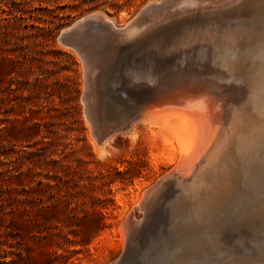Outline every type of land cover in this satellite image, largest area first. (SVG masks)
<instances>
[{
    "label": "rangeland",
    "instance_id": "rangeland-1",
    "mask_svg": "<svg viewBox=\"0 0 264 264\" xmlns=\"http://www.w3.org/2000/svg\"><path fill=\"white\" fill-rule=\"evenodd\" d=\"M161 1L0 0V264H92L99 258L101 250L108 255L112 254L111 257L116 256L112 246L121 239L120 227L125 218V209L130 206L128 210L133 208L140 211L138 205H134L133 202L137 199L140 184L154 178L159 179L168 172L165 167L160 171L154 168L151 150L145 142L147 140L142 138L145 137L142 134L143 129H146L144 131L152 130L155 126H152L153 121H150L152 118H148L149 114L146 115V119L140 110L146 104L153 102L157 91L182 90L185 86H187L185 89H190L191 83L196 84L201 78L197 86L194 83L191 85L193 90L201 91L205 89L204 86H207L206 91L213 89L217 98L226 101L224 103L226 109L223 108V112L227 111L228 114L230 113L228 109L234 110L229 104L235 93L233 89L243 90V94L241 91L235 93L236 97L239 96L238 98L235 95L233 97L242 98V101H237L236 104L234 101L236 99H232L231 105L233 103L234 108L236 104L235 109L241 107L245 111L244 124L248 132L264 129V82L262 79L264 69L256 67L257 69L253 72L254 62L260 53L258 55L256 51L254 53L255 42L251 38L252 35L245 34V37L244 30H241L242 27L238 24L243 11L258 5L264 10V0H230V2L225 0L227 3L224 0H222L224 2L219 0L221 3L218 0L202 2L196 0V4L193 0ZM239 3H245L241 5L243 8H240ZM167 5L168 8L165 7ZM177 5L180 7L183 5L184 9L182 7L178 9ZM185 5L188 7H184ZM228 6L232 7L226 8ZM165 8L168 13L164 11ZM223 11L226 13L222 14ZM92 13L104 15L106 19L110 16L111 18H108L119 28L126 25L121 23V18L132 21L138 14L144 13V16L136 28H133L135 33L132 29L126 35L115 36L101 27L91 29L84 34L85 36L82 35L83 37L62 39L65 29ZM210 15L215 16V21ZM158 16L162 18L158 19ZM207 16L208 18H205ZM164 18L166 20L163 21ZM153 21L157 22L154 24ZM222 22L228 24L223 25ZM204 26L205 28H202ZM205 29L208 32L207 30L205 32ZM192 31L193 34H191ZM215 34H219V37ZM201 35L203 37H200ZM216 37H218L217 42ZM232 40L235 42L233 43ZM82 41L85 43L80 45ZM242 44L245 46L248 44L252 50ZM190 46L191 49H189ZM235 47L238 50L234 49ZM216 49L217 52H215ZM175 53L177 56L174 55ZM202 53L206 56L204 59ZM241 55L246 60L245 63ZM83 59L89 61V71L94 70L93 74L90 72L88 74L92 78L84 75L86 70H84ZM163 59H166L165 62ZM216 66L220 71L214 73ZM211 69H214L213 72ZM178 72L181 73V77ZM162 74L165 75V79L161 77ZM187 77L193 79V82L188 81ZM207 77L209 78L205 79ZM212 79L213 84H211ZM161 80H164L163 82L167 85ZM203 80L207 81L200 82ZM215 81H217L216 84H214ZM160 82L163 85H160ZM149 83L151 85L148 87ZM223 84L227 85L224 87ZM212 85L222 89L217 91L219 89L216 87V93ZM228 88L230 93L227 91ZM244 90H247L249 94H246L247 91ZM86 93L87 96L89 95L88 98H92V102L91 98H87ZM147 93V96L144 95ZM141 97L142 100L144 99L143 102ZM85 98L90 101L88 102ZM107 104L112 105L109 107ZM134 104L137 105L136 108ZM92 106L97 110L92 111ZM105 106H108L106 110ZM87 107L89 112L93 113H89ZM116 107L118 114L114 110ZM91 114H94V117ZM137 114L140 116L138 117ZM118 132H121L120 135L126 139L125 143L116 144L111 140L110 137L114 133L119 134ZM155 201L154 207L158 204V198ZM126 204L129 205L125 208ZM151 210L148 208L139 212L140 220L137 218L139 225L146 224ZM160 215L162 216V213L151 220V223L157 224L163 221L161 218L164 217ZM109 258L110 256L108 260Z\"/></svg>",
    "mask_w": 264,
    "mask_h": 264
},
{
    "label": "bare ground",
    "instance_id": "bare-ground-1",
    "mask_svg": "<svg viewBox=\"0 0 264 264\" xmlns=\"http://www.w3.org/2000/svg\"><path fill=\"white\" fill-rule=\"evenodd\" d=\"M193 1H195V4H196V0H193ZM199 1L202 2L205 0H199ZM218 1H215V3H217ZM224 1L221 0V2H224ZM171 2L173 3V1H171ZM185 2H188V1L185 0ZM197 2H198V0H197ZM229 2H230V0H229ZM161 3H163V2L161 1ZM170 3H168V4H170ZM225 3H227V1H225ZM171 5L169 7H171ZM186 5H189V4H186ZM186 5L184 7L187 8L188 6H186ZM241 5H245V3L244 4L241 3L240 6ZM248 5H250V4H248ZM232 6H228L226 8H229ZM165 7L168 8V5ZM178 7H180V6L177 5V8ZM181 7L183 8V5H181ZM167 8H165L164 11H166ZM240 8H243V7L241 6ZM174 9L177 10L176 8H174ZM215 10H216V8H215ZM217 10H218V8H217ZM200 11H202V10H200ZM211 11H213V10H211ZM263 11L264 10H262L260 5H258L256 7L253 6L252 8H249L248 10L243 11L242 13H241V11H239V13H241V15L238 14V16L239 15L241 16L240 22L238 24L242 27L241 30H244L243 35L244 36H245V34H246V36L252 35L251 38L254 39L253 41L255 42L254 47H253V51H254V53L256 51L257 55L260 53V56L258 57V59L257 60L255 59L256 60L254 62L255 68H253V72L257 68H259V69L263 68L264 69V12ZM166 12L168 13V11H166ZM170 12L173 13L172 11H170ZM205 12H207V11H205ZM209 12H210V10H209ZM232 12H234V11H232ZM232 12H230V14ZM158 13H159V15L161 14L160 12H158ZM223 13H226V12L223 11L222 14ZM195 14H196V12H195ZM217 14L219 15V13H217ZM218 15H216V16H218ZM96 16H101V14L99 15L98 13L97 14L92 13V14L88 15L87 17L96 18ZM192 16H194V15H192ZM196 16H197V14H196ZM210 16H213V15H210ZM108 17H110V16H107V20L109 19V21H111V19H110L111 17L110 18H108ZM168 17H169V14H168ZM185 17H187V15ZM214 17L215 16H213V18ZM160 18H162V17H159L158 19H160ZM205 18H208V16ZM223 18H221V19H223ZM230 18H232V17H230ZM233 18H235V17H233ZM156 19H157V17H156ZM164 20H166V19L164 18L163 21ZM178 20H175V21H178ZM210 20H211V17H210ZM228 20L231 21V19H228ZM157 21H155V22H157ZM202 21H203V19H202ZM214 21H215V18H214ZM225 21H227V20L225 19ZM232 21H233V19H232ZM130 22L131 21H128L125 18H121V23H126V25H129ZM155 22L153 21L154 24H155ZM235 22H237V20ZM235 22H233V23L235 24ZM167 23H168V21H167ZM200 23H202V22H200ZM225 23H223V25ZM114 24H115V22H114ZM158 24H160V23H158ZM171 24H172V22H171ZM202 24H206V23H202ZM226 24H228V23H226ZM173 25H174V23H173ZM207 25H208V23H207ZM209 25H210V27L212 26L211 24H209ZM230 25H231V22H230ZM121 26H123V25L121 24ZM139 26H141V24ZM148 26H150V25H148ZM148 26H145V27H148ZM205 26L202 28H205ZM177 27H179V26H177ZM227 27H229V26H227ZM231 27H233V25H231ZM162 28L163 27L161 26V30H162ZM207 28L209 29V27H207ZM134 29L132 30L133 33H135ZM219 29H220V27H219ZM236 29H238V28L236 27ZM198 30H199V28H198ZM206 30L207 29H205V32H206ZM209 30H210V32L213 33V31H211V29H209ZM89 31H91V30H89ZM193 31L191 32V34L194 33ZM130 32L131 31H129V33ZM207 32H208V30H207ZM219 32H221V31H219ZM86 33H88V32H86ZM186 33H187V30H186ZM124 34L126 35L127 32ZM124 34H122V36ZM187 34H189V33H187ZM200 34H198V35H200ZM86 35H88V34H86ZM208 35H211V34L209 33ZM83 36H85V35H83ZM194 36H195V34H194ZM216 36L219 37V34H217ZM200 37H203V35H201ZM210 37H212V36H210ZM218 37L215 38V39H217L216 42L218 41ZM88 38H89V35H88ZM207 38H209V37H207ZM215 39H214V42H215ZM222 39H223V37H222ZM232 39H236V38H232ZM162 40H161V42H163ZM185 40L187 41L189 39H185ZM83 42L84 41H82L80 43V45ZM195 42H198V41H195ZM202 42H200V43L202 44ZM234 42L235 41H233V43ZM242 43H244V42H242ZM214 44H212V45L215 46ZM189 45H190V43H189ZM242 45H244V44H242ZM78 46H79V44H78ZM191 46L193 47V45H191ZM191 46L189 49H191ZM229 46L231 47V45H229ZM246 46H248V44ZM206 47H209V46H206ZM218 47H220V46H218ZM225 47H227V45ZM155 48H156V45H155ZM242 48H243V46H242ZM197 49H199V48H197ZM225 49L227 50L228 48H225ZM234 49L238 50L237 47H235ZM246 49H248V48H246ZM250 49L252 50V48H250ZM195 50H196V47H195ZM219 51H220V49H219ZM221 51H222V49H221ZM196 52H197V50H196ZM202 52H203V50H202ZM215 52H217V49ZM125 53H126V51H125ZM129 53H130V51H129ZM131 53H134V52H131ZM169 53H171V52H169ZM238 54H239V52H238ZM174 55H176V53ZM202 55H203L202 58L204 59L205 55L203 53H202ZM221 55H222V53H221ZM235 55H236V53H235ZM241 56L243 58V55H241ZM241 56H239V57H241ZM158 57H160V56H158ZM220 57H223V56H220ZM233 57H235V56H233ZM253 57H255V56H253ZM144 58H141V59L144 60ZM173 58H171V59L173 60ZM156 59H157V57H156ZM221 59H219V60H221ZM165 60H164V62H165ZM168 60H170V59H168ZM225 60H226V58H225ZM243 60H244V58H243ZM84 61H85V69L84 70H86L84 75H88L90 73L93 74V71H94L93 69H91L92 72L89 71V68H90L89 61H86V59ZM140 61L141 60H139V62ZM245 61L246 60H244L243 62L245 63ZM234 62H236V61H234ZM184 63H186V62H184ZM168 64H169V62H168ZM210 64H212V63H210ZM225 64H226V62H225ZM233 64H235V63H233ZM93 65L94 64H92V66ZM213 65H214V63H213ZM239 66H240V64H239ZM185 67H187V66H185ZM216 67L214 68L215 69L214 73H217V71H220L219 68L218 67L216 68ZM209 68H210V66H209ZM159 70H161V69H159ZM177 70L179 71V68ZM180 70H181V67H180ZM208 70H210V69H208ZM213 70H212V72H213ZM238 70H240V69H238ZM167 71H169V70H167ZM174 71L177 72L176 70H174ZM161 72L162 71H160V73ZM204 72H207V71H204ZM261 72H263V71L261 70ZM157 73H158V71H157ZM169 73H171V72H169ZM184 74H186V73H184ZM219 74L221 75V73H219ZM230 74H228V75H230ZM165 75H166V73H165ZM180 75H181V73H179V76ZM88 76L91 77L90 75H88ZM164 76L162 74L161 77L164 78ZM196 76L197 75H195V77ZM207 76H208V74H207ZM258 76H260V75H258ZM161 77L158 79L160 80ZM200 77H202V76H200ZM248 77H249V75H248ZM254 77H255V75H254ZM188 78L189 77H187V79ZM197 78H199V76H197ZM208 78L209 77H207L205 79H208ZM230 78H231V76H230ZM170 79H171V77H170ZM199 79H201V78H199ZM239 79H241V78H239ZM262 79L264 82L263 77H262ZM189 80H191V78L188 79V81ZM192 80L190 82H193ZM195 80H197V79H195ZM198 80H197V82H198ZM209 80H211V78ZM226 80H227V78H226ZM163 81L161 80V82H163ZM206 81L207 80H203L200 82L203 83ZM157 82H155V83H157ZM161 82L159 83L160 85L162 84ZM197 82H196V84H198ZM211 82H212L211 84H213V79ZM216 82L217 81H215L214 84H216ZM227 82H228V80H227ZM193 83H191V85ZM208 83H210V82H208ZM260 83H261V81H260ZM163 84L167 85V83H164V82H163ZM229 84H230V82H229ZM235 84H236V82H235ZM150 85H151L150 83H149V85L147 84L148 87ZM191 85L189 86L190 89H187V88L185 89V87H187V86H185L184 89H182V90H175V91L159 90L155 94V98H154V100H152L153 102L150 101L151 103H149L148 105L145 103L146 105L144 104L145 106H143L142 109L140 110V111H142V114L145 115L144 117L146 119H147L146 115L149 114L148 118L149 119L152 118L150 120V121H153L151 124H152V126H155V128L152 130H150V129L147 131H144L146 129L142 130L144 132L142 134H144V136H145L142 138L143 139L145 138L147 140L145 142L151 150L152 163L154 165V168L157 171H160V169L165 167L168 169V172L165 173V175L159 179L154 178V179H151L147 182H143L140 184V189H139L140 191L138 193L137 199L133 200L134 205L137 204L140 211L138 209L135 210L133 208H130L128 210V208L130 206L128 207L129 204H126L125 208L126 207H128V208H126L127 210L125 209V214H124L125 218L123 217L124 221L121 223V227H120L121 239H120V241L114 243V245L112 246L113 247L112 249L115 251L113 253H116V256L111 257L112 254L108 255L104 252V250H101L100 254H99V258L96 261L94 260V262L92 264H108V261L110 262L109 264H264V129L260 130V131H259V129H258V131H254V130L251 131V129H252L251 128L250 129L251 132L247 131L248 128H246L245 124H244V117H245L244 112L245 111L242 110L243 108H241V107H240L241 109L238 108L239 106L237 107L238 109H235L236 104H237L236 102L242 101V98L236 99L239 97L238 95L240 94V93H238V95H237L238 97H236L235 93L238 91V90L235 91L236 88L235 89H233L234 87L231 88L234 90L233 92H235L234 95L236 98H233L234 95H233V93H231V95H233V97H231V98L233 100L236 99V100H234L236 103V104L234 103L235 107L233 108V103L231 105V101L233 102L232 99L229 102L231 109H234V110L229 111L230 109H228L229 108V106H228L227 109H228V112H230V113L227 114L226 113L227 111L223 112V110L226 109V108H224V103H226V101L224 99L222 100V98L221 99L217 98V96H215L213 89L210 91H206L205 89L207 88V86L206 87L204 86L203 88H205V89H203L202 85H201V88L203 90L200 91V89H199L196 92L193 90V87H191ZM225 85H227V84H225ZM225 85H224V87H225ZM232 85H233V83H232ZM175 86L176 85H174V87ZM196 86L194 88H196ZM214 86L212 88L215 89L217 86L216 87H214ZM224 87H223V89H224ZM263 87H264V85H263ZM241 88H239V89H241ZM89 89H90V86H89ZM175 89H177V88H175ZM180 89H181V87H180ZM216 89H219V87H217ZM216 89H215V92H216ZM220 89H222V88H220ZM220 89L217 91H220ZM245 89H247V88L245 87ZM86 90H88V89H86ZM152 90H154V89L152 88ZM150 91H151V89H150ZM150 91H147V92H150ZM227 91L230 93L229 88L227 89ZM240 91L242 93L243 90H240ZM240 91H238V92H240ZM244 91L246 92L247 90H244ZM151 92H153V91H151ZM154 92H155V90H154ZM261 92H262V90H261ZM247 93L249 94L248 91L246 92V94ZM250 93H251V91H250ZM149 94L154 95V93H149ZM221 94L224 95V93H221ZM242 94H240V95L242 96ZM85 95L87 96V93ZM144 95L147 96L148 93L144 94ZM88 96H87V98H88ZM90 96H92V94ZM137 97H139V95ZM242 97H244V96H242ZM245 97H247V96L245 95ZM87 98H85V99H87ZM90 98H88V99H90ZM88 99H87V101H88ZM139 99H140V97H139ZM146 99H148V98L146 97ZM150 99L151 98H149V100ZM248 99H250V97H248ZM94 100H95V98H94ZM141 100H142V97H141ZM143 100H142V102H143ZM92 101L93 100L91 98V102ZM88 102H86V103L89 104ZM118 102H120V101H118ZM134 102L136 103L137 101L135 100ZM112 103H113V101H112ZM227 103H228V101H227ZM246 103L248 106L247 100H246ZM246 103L243 104L242 106L245 107L244 105H246ZM129 104H130V102H129ZM136 104H134L135 108L137 106ZM107 105L110 107V105H112V104H110V105L107 104ZM117 105H119V104H117ZM239 105H241V104H239ZM89 106H91V105H89ZM257 106H258V104H257ZM107 107L105 106V110L107 109ZM117 107L114 109L115 111H116ZM87 108H88V112H89V107H87ZM92 108H93V106H92ZM97 108H98V105H97ZM125 109H124V111H126V113H127V110H125ZM94 110L95 109L93 108L92 111H94ZM105 110H103V111L105 112ZM111 112H113V110ZM248 112H246V113H248ZM89 113H93V112H89ZM116 113H117V111H116ZM116 113H114V114H116ZM94 114L97 115L96 113H94ZM94 114H91V115L94 117ZM260 115H262V114H260ZM88 116H89V114H88ZM105 116H107V115L105 114ZM115 116H117V115H115ZM122 116H123V114H122ZM139 116H140V114L138 115V117ZM263 116H264V114H263ZM93 117H91V118L89 117V118L93 119ZM141 117H143V116H141ZM117 118H118V116H117ZM125 118H127V117H125ZM136 118H135V120H136ZM145 118L143 120L146 122ZM110 119H111V115H110L109 120ZM94 120H92V121H94ZM123 121L124 120H122V122ZM93 124H95V123H93ZM119 126H121V125H119ZM129 129H131V128H129ZM121 132H122V129H121ZM97 133H99V132H97ZM120 133L119 134L114 133V135L110 137L111 140L114 141V143H116V144H123L126 141V139L123 136H121ZM140 133H141V131H140ZM95 135H96V132H95ZM97 137H99V136H97ZM97 140H98V138H97ZM111 140H109V141H111ZM103 141H104V139H103ZM105 144H107V142ZM156 198H158L159 201H158V204L154 207L153 205L156 203V201H155ZM127 203H129V202H127ZM131 205H132V200H131ZM148 208L152 209L151 212L149 213L148 221L144 225H141V224L139 225V220H140L139 219V217H140L139 212L147 210ZM159 213L160 214L162 213V216L164 218H161L162 217L161 215H160L161 216L160 218L163 219V221H161L157 224H152L151 220H153L154 218L156 219V216L159 215ZM137 218L139 220H137ZM141 218H143V217L141 216ZM109 256H110V258L108 260ZM118 260H120V261L118 262Z\"/></svg>",
    "mask_w": 264,
    "mask_h": 264
},
{
    "label": "water",
    "instance_id": "water-1",
    "mask_svg": "<svg viewBox=\"0 0 264 264\" xmlns=\"http://www.w3.org/2000/svg\"><path fill=\"white\" fill-rule=\"evenodd\" d=\"M143 16H144V13L139 14L137 17H135L130 22L129 25L122 27V28L116 27L111 21L107 20L103 16H96V18L85 16L81 18L79 21L72 24L69 28H67L62 34V39L66 37L76 38L78 36L84 35L86 32H88L89 30L93 28H101V27L103 29L108 30L112 35H115V36L122 35L126 32L131 31L133 28H135Z\"/></svg>",
    "mask_w": 264,
    "mask_h": 264
}]
</instances>
